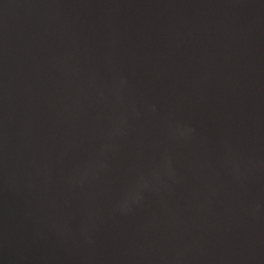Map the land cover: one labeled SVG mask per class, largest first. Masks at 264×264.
I'll return each mask as SVG.
<instances>
[{
    "label": "water",
    "instance_id": "water-1",
    "mask_svg": "<svg viewBox=\"0 0 264 264\" xmlns=\"http://www.w3.org/2000/svg\"><path fill=\"white\" fill-rule=\"evenodd\" d=\"M0 264H264V0H0Z\"/></svg>",
    "mask_w": 264,
    "mask_h": 264
}]
</instances>
